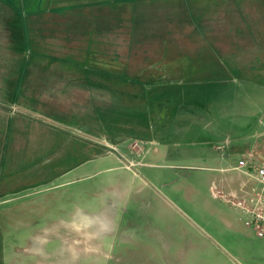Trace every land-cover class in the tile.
Wrapping results in <instances>:
<instances>
[{"label": "crops", "instance_id": "crops-1", "mask_svg": "<svg viewBox=\"0 0 264 264\" xmlns=\"http://www.w3.org/2000/svg\"><path fill=\"white\" fill-rule=\"evenodd\" d=\"M237 76L264 90V0H0V150L34 134L41 123L54 126L89 118L74 115L80 107L119 108L122 93H138L158 81ZM224 87L214 84L213 89ZM246 100L247 111L252 102ZM44 109L52 110L50 115ZM258 109L262 117L246 138L264 154V109ZM22 143L11 147L18 158ZM107 145L105 153L97 151L92 158L71 152L87 159L68 165L82 173L70 181L83 184L71 193L70 218L30 232L26 228L39 221L33 218L20 228L21 238L33 239L22 241L16 258L12 263L5 258V264H145L151 255L170 250L168 232L161 227L168 224V215L137 210L139 201L170 208L162 197H136V181L141 188L154 184L143 173L120 172L84 185L90 164H106L95 173L114 172L123 169L113 165L116 160H129L127 153H114L115 146ZM218 166L213 169H227ZM238 173L220 179L223 188L229 187L226 196H242L254 184ZM156 180L168 184L162 174ZM91 188L102 190L94 192L100 194L96 214L84 205ZM144 254L146 261L136 257Z\"/></svg>", "mask_w": 264, "mask_h": 264}, {"label": "rangeland", "instance_id": "rangeland-1", "mask_svg": "<svg viewBox=\"0 0 264 264\" xmlns=\"http://www.w3.org/2000/svg\"><path fill=\"white\" fill-rule=\"evenodd\" d=\"M191 79L162 80L138 93H122L119 108L80 107L73 110L74 115L83 113L89 118H73L54 126L41 123L34 134L14 140L9 151L2 148L0 264H5V258L12 263L17 256L16 248L23 246L22 241L29 244L33 239L20 235V228L33 218L39 221L27 231L37 232L55 220L70 218L71 193L76 194L83 184L70 181L82 173L71 171L68 165L74 162L77 166L87 159L73 157L71 152L83 151L80 153L92 158L97 151L105 153L107 144L115 146L116 149L110 146L114 153H127L129 160H116L113 165L123 169L117 167L114 172L95 173L106 164L98 167L90 164L87 169L90 176L83 181L88 184L84 185L108 179L109 175L113 179V174L120 172H139L148 183L154 184L147 183L141 188L136 181V197H162L170 204L166 209L139 201L138 212L168 215V224L161 227L168 232L170 250L159 256L151 255L152 261L145 264H264V241L238 219L233 207L214 195L215 191L225 196L229 193V187L219 184L220 179L238 176L240 171L235 166L252 147L253 139L246 136L249 127L262 117L258 108L264 109V90L239 76L223 81ZM214 84L225 87L215 90ZM247 97L252 106L246 111ZM42 111L49 114L52 110ZM22 141V156L18 158L11 147ZM213 157L223 160L220 163ZM215 165L227 169L215 170ZM159 174L168 184H158ZM55 184L64 185L55 187ZM89 191L91 195L84 199L88 205L86 202L84 205L88 213L96 214L100 211V194L94 192L102 190ZM18 195L14 201L8 200ZM23 201L27 204L19 209ZM136 257L146 261L149 256Z\"/></svg>", "mask_w": 264, "mask_h": 264}, {"label": "built area", "instance_id": "built-area-1", "mask_svg": "<svg viewBox=\"0 0 264 264\" xmlns=\"http://www.w3.org/2000/svg\"><path fill=\"white\" fill-rule=\"evenodd\" d=\"M253 180L242 196H225L220 191L217 197L237 210L239 218L256 237L264 239V154L254 148L243 155L235 166Z\"/></svg>", "mask_w": 264, "mask_h": 264}]
</instances>
